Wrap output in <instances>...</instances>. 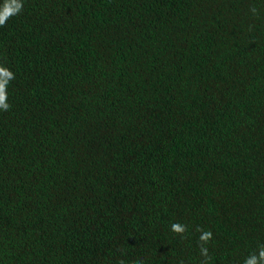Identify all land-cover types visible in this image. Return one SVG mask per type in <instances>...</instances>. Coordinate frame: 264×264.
Listing matches in <instances>:
<instances>
[{
  "label": "trees",
  "instance_id": "16d2710c",
  "mask_svg": "<svg viewBox=\"0 0 264 264\" xmlns=\"http://www.w3.org/2000/svg\"><path fill=\"white\" fill-rule=\"evenodd\" d=\"M22 4L0 26V264L259 258L264 0Z\"/></svg>",
  "mask_w": 264,
  "mask_h": 264
},
{
  "label": "clouds",
  "instance_id": "9594fccd",
  "mask_svg": "<svg viewBox=\"0 0 264 264\" xmlns=\"http://www.w3.org/2000/svg\"><path fill=\"white\" fill-rule=\"evenodd\" d=\"M23 4L22 0H9L8 3L5 4L4 9L0 11V26L5 25L6 20L11 16L17 14L19 11L22 10ZM251 11L255 14L257 12L256 8H251ZM14 79V76L11 72L6 71L3 68H0V109L4 111H8L10 109V105L6 102L7 101V91L6 87L8 82ZM172 230L174 232H182L184 229L178 225L173 224ZM211 232H206L201 236L202 241H207L211 239ZM207 250L202 249V254L206 255ZM264 262V249L260 251L259 258L253 256L245 261V264H261Z\"/></svg>",
  "mask_w": 264,
  "mask_h": 264
}]
</instances>
